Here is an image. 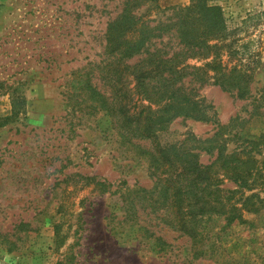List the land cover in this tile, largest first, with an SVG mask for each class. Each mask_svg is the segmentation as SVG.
Here are the masks:
<instances>
[{
	"label": "rangeland",
	"instance_id": "obj_1",
	"mask_svg": "<svg viewBox=\"0 0 264 264\" xmlns=\"http://www.w3.org/2000/svg\"><path fill=\"white\" fill-rule=\"evenodd\" d=\"M128 1L0 0V119L12 115L14 101L21 110L0 126V264H264V178L252 176L253 188H240L217 161L221 149L228 157L250 156L264 174V23L257 17L264 0H209L238 30L237 48L248 51L243 62L254 69L252 97L242 101L217 86L187 82L184 90L203 100L193 112L213 121L180 117L159 133L162 146L179 147L183 158L209 167L200 173L218 185L220 201L241 209L243 222L230 224L226 215L188 216L206 200L218 201L217 194L201 192L182 209H166L174 168L159 169L162 153L150 158L152 145L129 137L121 121L108 116L103 99L85 90L90 82L110 96L100 79L112 64L106 31ZM190 3L139 0L134 14L152 27L169 23L173 8ZM162 45L165 52L178 50L172 35L154 40L152 51ZM125 79L128 116L139 118L146 107L164 119L172 116L161 111L169 103L140 99L132 78ZM187 229L201 234H184Z\"/></svg>",
	"mask_w": 264,
	"mask_h": 264
},
{
	"label": "trees",
	"instance_id": "obj_2",
	"mask_svg": "<svg viewBox=\"0 0 264 264\" xmlns=\"http://www.w3.org/2000/svg\"><path fill=\"white\" fill-rule=\"evenodd\" d=\"M138 1L126 2L122 13L107 27L105 54L112 60V64L107 65L108 70L100 74V79L108 86L110 96L101 95L90 82L84 84L85 90L95 93L103 99L105 110L109 113L108 116L121 121V128L125 133H128L129 137L149 142L152 145L151 152H153H146L150 158L157 159L156 152L162 153L164 160L162 164L157 159L159 169L168 166L170 173L171 168H174L173 174L170 173L169 177L175 180L171 181L166 189L167 198L169 196L172 198L165 200L163 204L166 209H173V205L182 209L180 207L185 201L196 200L201 192L205 197L217 194L218 201L208 200L207 202L206 200L204 206L196 210V214L191 210L188 216L196 218L215 213L226 215L229 224L234 221L243 222L241 214L237 213L241 209L227 208L226 204L220 201L222 200L221 190L218 185L215 189L214 182L209 183L208 176L201 174L209 167L199 165L197 160L190 161L186 156L183 158L179 147L162 146L159 133L165 131V128H162L163 125L180 117L195 121H213V118H208L204 114L205 112H193L194 108L197 109L203 105V100L197 101L195 94L184 90L187 82L195 83L199 87L217 86L223 91L233 94L238 100L244 101L251 98L254 69L251 68V65L243 62L248 51H241L237 48L240 40L239 37H236L238 30L229 28L226 18H224L223 8L211 5L209 0H191L189 5L175 7L169 23H158L152 27L135 16L134 7ZM257 17L264 23V9ZM139 24H141V30L135 39L134 32L138 31L137 25ZM170 35L178 41L177 51L165 52L164 49L167 45H162L160 49L154 48L152 51L154 40H162ZM242 48L245 49V46ZM255 56L249 53L247 57L249 59L253 57L254 62ZM135 59L137 61L130 65L129 62ZM194 59L205 61V64L200 67L190 66L188 61ZM127 75L132 78L135 94L140 99H145L152 104L153 102L169 103L166 107H162L161 111H173L172 116L169 119H164L155 115L151 107L142 108L139 118L128 116L130 115L129 98L125 91L128 88L127 79H125ZM19 106L18 102H13L12 115L0 119V126L7 125L12 120L11 118L20 114ZM128 141L131 142L132 139H128ZM170 152L176 158V162H174L175 159L172 160L174 164L168 158ZM217 161L224 164L223 169L226 172V177L240 188H253L248 184L252 176L257 179L264 178L263 164L257 168V163L250 156H247L245 160L238 159L236 156L228 157L221 149ZM87 180L95 183L96 186L105 187L106 185L96 182L95 178ZM197 180L198 182H196ZM182 181L185 183L182 184ZM187 181H190L191 185L182 190L181 187L188 185ZM142 191L146 192L147 190L142 189ZM187 196L189 200H183ZM217 203L219 208H217ZM129 204L132 205V203ZM194 204L191 205L190 202L187 208L192 209ZM246 204H243V207L246 208ZM130 217L129 213L125 219ZM175 221L176 219H173L169 223L175 224ZM24 225L21 224L20 227H25ZM196 229H187L182 232L196 238L201 234ZM158 241L161 240L158 239ZM58 264L63 263L59 262Z\"/></svg>",
	"mask_w": 264,
	"mask_h": 264
}]
</instances>
